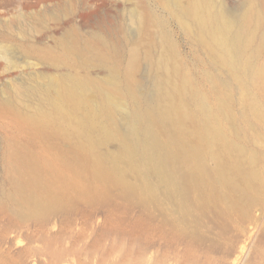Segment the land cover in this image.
I'll return each mask as SVG.
<instances>
[{"label": "rangeland", "instance_id": "1", "mask_svg": "<svg viewBox=\"0 0 264 264\" xmlns=\"http://www.w3.org/2000/svg\"><path fill=\"white\" fill-rule=\"evenodd\" d=\"M250 3L251 20L231 30L243 41L225 54L229 68L160 0H0V264H264V0L213 7L240 18ZM142 13L156 22L139 32ZM159 31L193 87L211 104L226 93L233 115L220 117L229 142L203 158L198 180L172 144L176 192L144 174L146 129L162 142L172 129L139 116L149 70L143 59L127 66ZM246 62L261 70L258 84ZM71 77L85 81L77 99L61 89Z\"/></svg>", "mask_w": 264, "mask_h": 264}, {"label": "bare ground", "instance_id": "2", "mask_svg": "<svg viewBox=\"0 0 264 264\" xmlns=\"http://www.w3.org/2000/svg\"><path fill=\"white\" fill-rule=\"evenodd\" d=\"M160 1L166 3L167 6L169 5L182 23L188 25L191 22L196 27L200 38L203 41L206 39L209 42L210 48L223 64L228 63L230 65L229 68L233 66V63L226 58L227 56L225 57V54L235 53L240 48V41H243V39L239 33L231 34V30L235 22H238V19L242 23H248L251 20L250 9L253 8L251 7L252 3L248 4V9L242 13L243 15L240 18H231L226 16L227 13L223 10L224 8L213 7V0ZM153 22H156V18L150 13L138 15V31L141 32L140 30ZM151 44L144 49L134 46L130 52L127 66L129 70H133L139 66V63L142 61L141 59L146 62L149 78L152 83V92L150 97L146 98L147 106L139 113V116L150 120L153 114H157L172 129V137L170 142H162L153 129L147 128V140L140 152L145 158L146 163L150 165L144 174H147L150 170L155 171L159 179L167 185L168 189L176 192L175 190H179L178 187H180L181 183L169 159L172 144L177 145L181 150L186 152L187 156L192 160L191 177L198 180L205 170L203 158L207 154L222 156L218 153L224 143L229 142L230 138L223 132L220 126V117L230 121L233 115L226 93L221 92L215 104H211L200 93L201 91L199 92L193 87L190 79L192 77H189L183 71L175 45L166 34L163 32L158 33L156 39ZM152 48H158L159 53L155 55ZM245 68L250 78L255 80V82L256 80H261V70L250 65L249 62L245 63ZM84 83V79L71 77V80L67 84L64 83L61 89L64 90L66 97L77 99L80 94L79 89ZM256 84L258 83L256 82ZM33 89L37 90V86L34 85ZM53 103L56 107L58 106L57 101L53 100ZM245 103L247 102L245 101ZM249 110L250 112H257L253 104L249 105ZM229 131L231 133V130ZM124 146L130 153L135 154L131 141L126 139ZM244 152L247 154L246 151ZM217 163L215 172L218 177L223 181H230L229 173L223 161L218 160Z\"/></svg>", "mask_w": 264, "mask_h": 264}]
</instances>
